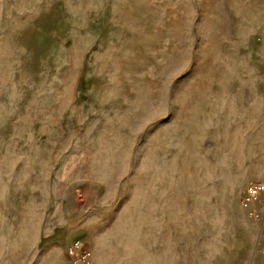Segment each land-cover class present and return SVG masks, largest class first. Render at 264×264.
Masks as SVG:
<instances>
[{
    "label": "rangeland",
    "instance_id": "374dc122",
    "mask_svg": "<svg viewBox=\"0 0 264 264\" xmlns=\"http://www.w3.org/2000/svg\"><path fill=\"white\" fill-rule=\"evenodd\" d=\"M264 0H0V264H264Z\"/></svg>",
    "mask_w": 264,
    "mask_h": 264
},
{
    "label": "built area",
    "instance_id": "2783aa9c",
    "mask_svg": "<svg viewBox=\"0 0 264 264\" xmlns=\"http://www.w3.org/2000/svg\"><path fill=\"white\" fill-rule=\"evenodd\" d=\"M264 194V177L253 182L242 197L243 203L256 202ZM65 253L72 264H96L87 244L74 237L65 244Z\"/></svg>",
    "mask_w": 264,
    "mask_h": 264
}]
</instances>
